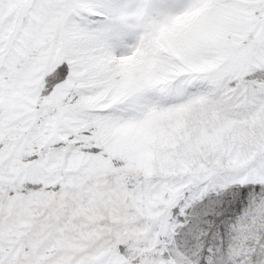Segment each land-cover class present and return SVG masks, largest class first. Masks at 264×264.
<instances>
[{
    "label": "snow or ice",
    "instance_id": "6c2138e0",
    "mask_svg": "<svg viewBox=\"0 0 264 264\" xmlns=\"http://www.w3.org/2000/svg\"><path fill=\"white\" fill-rule=\"evenodd\" d=\"M0 264H264V0H0Z\"/></svg>",
    "mask_w": 264,
    "mask_h": 264
}]
</instances>
